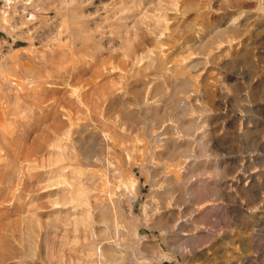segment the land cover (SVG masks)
I'll return each mask as SVG.
<instances>
[{"label":"rangeland","instance_id":"1","mask_svg":"<svg viewBox=\"0 0 264 264\" xmlns=\"http://www.w3.org/2000/svg\"><path fill=\"white\" fill-rule=\"evenodd\" d=\"M0 264H264V0H0Z\"/></svg>","mask_w":264,"mask_h":264}]
</instances>
